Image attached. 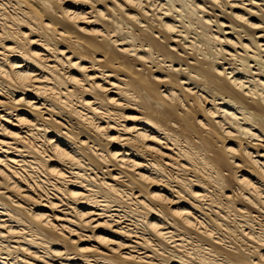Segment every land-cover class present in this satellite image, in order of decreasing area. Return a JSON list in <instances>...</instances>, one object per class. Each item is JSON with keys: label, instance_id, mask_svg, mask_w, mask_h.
<instances>
[{"label": "bare ground", "instance_id": "1", "mask_svg": "<svg viewBox=\"0 0 264 264\" xmlns=\"http://www.w3.org/2000/svg\"><path fill=\"white\" fill-rule=\"evenodd\" d=\"M0 264H264V0H0Z\"/></svg>", "mask_w": 264, "mask_h": 264}]
</instances>
